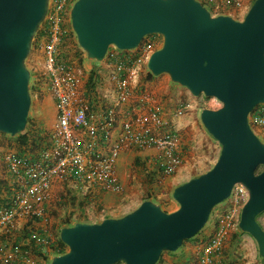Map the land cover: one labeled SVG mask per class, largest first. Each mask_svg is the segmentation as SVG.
I'll use <instances>...</instances> for the list:
<instances>
[{
	"label": "water",
	"instance_id": "95a60500",
	"mask_svg": "<svg viewBox=\"0 0 264 264\" xmlns=\"http://www.w3.org/2000/svg\"><path fill=\"white\" fill-rule=\"evenodd\" d=\"M50 1L0 0V133L9 138L27 127L32 99L26 60ZM69 21L79 49L97 63L111 48L134 51L146 37L160 36L147 71L220 103L199 113L220 151L207 171L173 188L174 211L146 199L119 218L63 226L59 240L66 251L49 264H157L162 253L193 239L237 184L248 192L238 229L254 239L264 264L257 220L264 212V143L248 122L264 105V0H254L239 19L213 15L199 0H76Z\"/></svg>",
	"mask_w": 264,
	"mask_h": 264
},
{
	"label": "crops",
	"instance_id": "0c3cea01",
	"mask_svg": "<svg viewBox=\"0 0 264 264\" xmlns=\"http://www.w3.org/2000/svg\"><path fill=\"white\" fill-rule=\"evenodd\" d=\"M241 2L245 3L244 0ZM246 9L245 7L242 10H236L219 5L214 8L212 13L213 15H230L239 19ZM70 40L69 38L61 40L56 53L57 61L71 66L72 73L77 80V98L78 88L80 90L84 88L82 99L78 100L87 108L88 124L98 130L97 149L101 154H109L110 149L123 133L125 123L133 122L137 118L146 117L149 113L156 112L166 124L164 129L175 135L177 151L182 158V164L175 173L167 176L162 173L159 167L163 160L159 150L152 147L136 148L134 145H123L118 153L114 168L118 183L122 188L121 192L108 191L96 184L80 180L75 173L66 179L55 178L52 180L49 195L43 202L48 222L51 223L49 215L52 207L57 211L56 215L59 219L64 216L72 224L75 222L95 223L104 218L122 217L137 208L146 198L160 204V197L156 194L159 193L163 183L168 187L164 199L167 200L168 198L173 202L171 191L174 188V180L171 179L170 183H168L169 181L165 183L169 177H174L179 173L180 178L177 185H180V180H183L185 176L192 175L195 177L204 173L217 159V142L206 133L203 127L200 129L197 127L193 113H186L192 110V106L187 111L184 110L179 113L185 104L191 105L188 101L189 92L182 87L174 86L173 88L170 80H162L157 83L158 80L154 79V82L149 83L153 81L150 80L149 75L131 72L127 78L125 70L126 79L127 81L130 80L128 98L124 102H118L117 82L112 79L117 71L115 63L108 58L101 63L88 60L77 47V44H70ZM44 43V39L37 42V46L43 54ZM37 76V73L33 76L34 94L33 97L31 96V99H35L36 103L42 93V88L39 87V82L36 79ZM91 77L92 82L95 83V90L89 92L87 84ZM148 89L152 92H149ZM159 89H161V95L167 96L165 108L160 103L162 98L157 101L160 96H157L156 93ZM44 92L46 104L38 103L36 105L34 125L31 129L47 130L46 124L47 121H50L51 126L49 127H51L50 131L52 132L58 111L55 103L48 96L46 85ZM107 112H111L115 119L114 125L110 128H104L103 115ZM50 116L51 120H48ZM148 126L155 131L153 124L148 123ZM73 133L82 143H86L88 140L85 128H76ZM192 139H194L193 142H191ZM50 144L52 146V142ZM195 153L196 156H194ZM192 154L194 157L190 158L189 155ZM191 166H193V170L185 173V169L191 168ZM55 206H58L59 209ZM223 211L224 207L220 206L214 217ZM34 224V221L29 218L18 219L15 221L14 230L9 235L0 232V244L6 249L11 248L12 244L31 245L32 232L38 229ZM37 225L43 226L40 222ZM61 226L58 227V230ZM211 231L212 227H208L204 234L197 238L198 240L195 239L193 242L187 243L179 252H175L174 258L164 257L162 264H194L200 253L202 241L209 237ZM47 234L51 241H54L50 232ZM44 253H46V259L33 256L36 264H48V258L54 256L49 253L47 248ZM223 261L226 264H263L254 239L248 234L242 233L238 228L232 230L230 238L225 244Z\"/></svg>",
	"mask_w": 264,
	"mask_h": 264
},
{
	"label": "built area",
	"instance_id": "2783aa9c",
	"mask_svg": "<svg viewBox=\"0 0 264 264\" xmlns=\"http://www.w3.org/2000/svg\"><path fill=\"white\" fill-rule=\"evenodd\" d=\"M75 1L51 0L44 21L47 31L43 46L45 69L50 97L56 105L58 116L51 134V148L40 152L35 161L28 157H20L17 153H10L4 158L11 183L16 186L10 205L0 209V232L6 235L14 230L15 221L18 219L39 218L43 225L47 222L43 202L47 199L52 180L55 178L66 179L75 173L80 180L96 184L108 191L121 192L122 188L114 168L123 145H134L136 148L152 147L159 150L163 156L159 167L167 176L175 173L182 164L175 135L164 129L166 124L156 112L125 123L123 133L108 155L101 154L97 149L98 130L88 124L87 108L77 98V80L72 68L68 64L58 62L56 57L61 40L71 31L64 29L63 24L69 20V12ZM199 1L208 9L217 8L219 5L236 10L243 9L241 0ZM154 50H156L154 42H143L137 50L132 66L141 63L142 59H147ZM131 57L133 55H130ZM106 58L116 65V75L112 79L117 82L118 102H124L128 98L125 70L129 68H124V64L118 60V54L111 49ZM213 100L220 107V103L216 99ZM190 108L191 105L185 104L179 113ZM103 122L104 128L112 127L115 123L113 114L111 112L104 114ZM248 122L254 131L255 129L261 131L258 137L264 143V105L254 109L249 115ZM148 123L153 124L155 131L148 126ZM76 128L87 130L86 143H82L74 135L73 131ZM247 200L248 192L244 186L235 185L229 198L221 204L224 211L209 221L212 231L209 237L202 241L200 253L194 264H226L223 261L225 244L232 230L238 228L240 211ZM39 230L40 228L35 229L32 236L36 246L43 247L42 253H44L49 245L47 234L49 231L46 227H43L44 234ZM16 261L20 264H36L30 250H23L21 245H11V248L6 249L0 244V264H12Z\"/></svg>",
	"mask_w": 264,
	"mask_h": 264
},
{
	"label": "rangeland",
	"instance_id": "374dc122",
	"mask_svg": "<svg viewBox=\"0 0 264 264\" xmlns=\"http://www.w3.org/2000/svg\"><path fill=\"white\" fill-rule=\"evenodd\" d=\"M245 3L242 2V7L243 8H249L250 5L253 3V0H244ZM247 2V4H246ZM66 23H70L69 20H66ZM68 30H71V27L68 28ZM71 33V37L69 39L70 40V44L71 45H76L77 42H76V38L74 36V34L72 35V30L70 31ZM158 39H156L155 41V47L156 49L160 48L161 44H162V38L160 36L157 37ZM37 38L35 37L34 40H33V44H32V50H31V53L29 55V57L27 58L26 60V64H27V67L30 69L31 71V79H30V95L33 97V94H34V79H33V76L34 74H38L37 76V82L39 87L42 88V93H41V96L40 98L38 99L37 103H36V100L32 99V104H31V109H30V115H29V118H30V121L29 123L27 124V127H26V130L27 131L28 129L31 130V127L34 125V118H35V110H36V105L39 103V104H46V94L44 92V89H45V85L47 87V93H48V96L49 98L51 99L50 97V88H49V82H48V76L46 74V69H45V54H43V52H41V50L39 49V46H37ZM145 42H152V39L150 38H147L144 40V43ZM78 47V45H77ZM138 50V49H137ZM137 50H134V51H129L130 54H135L137 53ZM111 51L114 52L115 54H120L121 51H118L117 49L115 48H111ZM83 52V51H82ZM84 53V52H83ZM85 54V53H84ZM131 72H135L137 74H144L146 76H148L150 73L147 71L146 69V59H142V62L141 63H138V64H134L131 68L129 69H126V73H127V78L129 77V74ZM154 79H157V83L162 81V80H170L168 75L166 74H162L160 76H157V77H153L151 75V78L150 80H153V81H150L149 83H152L154 82ZM130 82V80H128V83ZM170 84L171 86L174 88V86H178L174 83H172L170 81ZM82 85H84V83H82ZM83 87V86H82ZM180 86H178L179 88ZM84 88H82V90H80V88H78V99H82V91H83ZM157 89V87H156ZM149 92H152L150 89H148ZM161 92V89H159V91H157V96H160L157 98V101L160 100L161 98V101L160 103L164 106L165 108V103H166V98L167 96L166 95H161L160 94ZM190 94V93H189ZM52 100V99H51ZM190 103H191V106H192V110L190 111H187L186 113H193L194 116H193V119H194V122L197 124V127L200 129L202 128V125L200 123V120H199V113H200V110L203 109V108H210V109H217L219 108L216 104V102L212 99V98H206L204 97L203 95L199 96V97H194L190 94L189 96V100ZM178 110V109H177ZM48 120H51V116L49 117ZM57 121V120H56ZM47 130H44V133H43V137H48L49 136V139L51 141V134L52 132L50 131L51 130V122L50 121H47ZM54 127V126H53ZM46 131V132H45ZM255 132L256 134L261 135V131L259 129H255ZM48 139V141H49ZM196 140V139H195ZM194 139L191 140V142H193ZM190 142V143H191ZM20 148L18 147L17 145V141H16V137L14 138H9L3 134L0 133V177L1 179L5 180V179H8V172H7V169H6V165H5V162H4V158L10 154V153H17L18 150ZM24 150V148H22ZM40 150H38V147L34 146V144H32L30 147H28V149L26 150V155L29 157V156H36L38 155ZM219 151H220V146L218 145V148H217V157L219 155ZM194 156H196V153L194 154ZM193 154L192 155H189L190 158L194 157ZM198 157V156H197ZM191 170H193V166H191V168H188V169H185V173H189ZM182 172V171H181ZM183 174V173H181ZM179 178H180V174L178 173V175H174V177H169V179L165 182L167 183H170L171 179L174 180V187L177 186V182L179 181ZM193 178L192 175L191 176H185L183 178V180H180V183H184L186 181H188L189 179ZM160 190H159V193H157L156 195H158L160 197V205L161 207L167 211V212H172L174 211L176 208H177V204L173 201H170L166 199H164V197H166V189L168 188L166 185H164V183L160 186ZM163 198V199H162ZM54 202H53V206H54ZM221 206L218 205L216 206L213 211L211 212V215L209 217V220L207 222V224L205 225V227L199 232L198 235H196L193 239H190L188 241H185L182 245V247L177 251L179 252L187 243H191L193 242L195 239L201 237V234H204V232L207 230V228L209 227V221L211 219L214 218V214L216 213V211L218 210V208ZM57 209L58 206H55ZM57 214V211L54 210V207H52V210H51V214L49 215V217L51 218V223L48 222V218H47V222L41 226V225H37L38 223L37 222H34L35 224V227L37 228H41V227H46V230H48L51 234V236H53V239L56 240L57 238H59V230H58V227L61 226V224L67 220L68 218L62 216L60 219L58 218V216L56 215ZM257 220H258V223L261 225L262 229L264 230V212L261 213L258 217H257ZM42 224V223H40ZM205 239V237H204ZM198 240V239H197ZM174 254L175 253H168V252H164L162 253L159 261L157 262V264H162L163 262V259L164 257H172L174 258ZM47 263L49 264L50 263V258H48V261ZM117 264H123V263H117Z\"/></svg>",
	"mask_w": 264,
	"mask_h": 264
},
{
	"label": "trees",
	"instance_id": "16d2710c",
	"mask_svg": "<svg viewBox=\"0 0 264 264\" xmlns=\"http://www.w3.org/2000/svg\"><path fill=\"white\" fill-rule=\"evenodd\" d=\"M254 1V0H253ZM210 12H214V8L210 7L209 8ZM213 14V13H212ZM70 27V23H64L63 24V28L64 29H68ZM71 33V32H70ZM69 33L68 36H64V38H70L71 34ZM73 35V33H72ZM47 36V31H46V25L45 22H43L38 30L37 35L35 36L37 38V40L40 39H45ZM158 36L157 35H152V36H148L147 38L152 39V42L155 43L156 39ZM130 55H133V57L130 58ZM136 53L135 54H130L129 51H121L120 54H118V60L121 61L124 64V68H130L132 67V61L136 59ZM149 77H151V74H149ZM87 89L88 91H94L95 90V83L92 82V77L90 78L88 84H87ZM30 118H28V122L29 123ZM44 131L40 128H35V130H27L21 134H19L18 136H16V141H17V145L20 148L17 152V155L20 157H28L26 155V150L28 149V147H30L32 144H34V146L38 147V150H40V152L42 151H46L48 149L51 148V141L48 137H43ZM49 139V141H48ZM24 148V150L22 149ZM40 152L38 154H40ZM38 155L36 156H30V160L35 161L37 159ZM11 177L8 175V179H1L0 177V209L3 207H8L12 201L13 198V194H14V189H15V185L11 183ZM147 199V198H146ZM34 222H41V219L39 218H33ZM72 223L70 222V220H65L62 223V226H69ZM40 233H43V227L40 228L39 230ZM44 234V233H43ZM199 234V233H198ZM197 234V235H198ZM45 236V235H44ZM31 245L29 246H22L23 250H30V252L32 253L33 256L35 257H41L43 259H46V253H42V251L44 250L42 246H36V244L34 243V238H31ZM48 242L49 245L47 247V250H49V253H52L53 255H62L65 253L66 251V247L60 242L59 238H57L54 241H51L50 237H48ZM12 245H17V244H12ZM12 264H20L17 261L12 263Z\"/></svg>",
	"mask_w": 264,
	"mask_h": 264
},
{
	"label": "flooded vegetation",
	"instance_id": "af4514ba",
	"mask_svg": "<svg viewBox=\"0 0 264 264\" xmlns=\"http://www.w3.org/2000/svg\"><path fill=\"white\" fill-rule=\"evenodd\" d=\"M235 19H237V17H234Z\"/></svg>",
	"mask_w": 264,
	"mask_h": 264
}]
</instances>
